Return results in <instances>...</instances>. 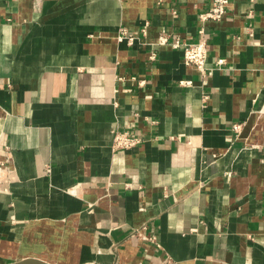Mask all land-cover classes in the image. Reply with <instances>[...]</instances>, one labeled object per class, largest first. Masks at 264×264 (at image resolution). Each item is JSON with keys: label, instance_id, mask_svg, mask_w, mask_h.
Wrapping results in <instances>:
<instances>
[{"label": "crops", "instance_id": "1", "mask_svg": "<svg viewBox=\"0 0 264 264\" xmlns=\"http://www.w3.org/2000/svg\"><path fill=\"white\" fill-rule=\"evenodd\" d=\"M209 6L0 0V264H264V0Z\"/></svg>", "mask_w": 264, "mask_h": 264}, {"label": "built area", "instance_id": "2", "mask_svg": "<svg viewBox=\"0 0 264 264\" xmlns=\"http://www.w3.org/2000/svg\"><path fill=\"white\" fill-rule=\"evenodd\" d=\"M163 0H158V3ZM231 0H210L209 8L200 14L202 20H219L227 11V7ZM200 37L196 41H181L179 38L173 39L170 43L174 48H180L182 51V59L185 64L193 66L198 72L201 74H209L211 73V68L206 66V58L208 53L209 43L205 37L204 29H200ZM120 38H128L129 42L132 39V36H127L126 32L122 30L119 35ZM168 42V36L162 32L158 37V44H165ZM151 59L154 58V53H151L149 56ZM223 60L219 59L218 63ZM192 81L190 79L180 80V84L182 85H190ZM238 125H234V130L238 129ZM112 141L111 148L112 149H128L136 146L141 139L137 136L130 134L125 130L114 129L112 132ZM145 226H141V228H134L132 231V235L138 236L141 238H147V235L144 233L143 229Z\"/></svg>", "mask_w": 264, "mask_h": 264}, {"label": "water", "instance_id": "3", "mask_svg": "<svg viewBox=\"0 0 264 264\" xmlns=\"http://www.w3.org/2000/svg\"><path fill=\"white\" fill-rule=\"evenodd\" d=\"M4 264H48L44 261L33 259V258H26V259H21L13 262H8Z\"/></svg>", "mask_w": 264, "mask_h": 264}]
</instances>
